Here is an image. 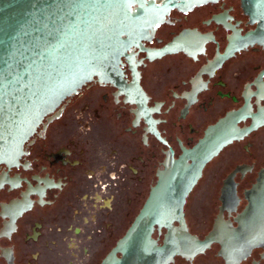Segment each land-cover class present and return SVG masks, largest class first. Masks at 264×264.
Instances as JSON below:
<instances>
[{
  "label": "flooded vegetation",
  "instance_id": "obj_1",
  "mask_svg": "<svg viewBox=\"0 0 264 264\" xmlns=\"http://www.w3.org/2000/svg\"><path fill=\"white\" fill-rule=\"evenodd\" d=\"M163 1L122 37L115 77L84 83L0 163V264H101L152 189L224 136L181 216L153 226L156 245L168 242L151 264H264V20L243 0ZM182 228L249 250L226 261L218 241H179Z\"/></svg>",
  "mask_w": 264,
  "mask_h": 264
},
{
  "label": "water",
  "instance_id": "obj_2",
  "mask_svg": "<svg viewBox=\"0 0 264 264\" xmlns=\"http://www.w3.org/2000/svg\"><path fill=\"white\" fill-rule=\"evenodd\" d=\"M210 1L215 0H164L163 8ZM151 3L0 0V163L14 161L41 119L84 83L94 76L115 77L125 50L122 37L137 27L141 12L154 8ZM243 4L250 16L264 20V0H243ZM229 140L224 136L211 144L204 142L192 152L190 165L179 162L167 179L152 189L131 228L101 264H151L163 254L168 241L158 247L150 236L153 226L169 224L173 212L181 216L184 198L201 168ZM181 230L179 241L191 242L199 251L218 241L219 256L226 261L236 262L249 250L248 246L237 249L226 243L229 234L215 231L198 241ZM177 231L169 227L167 240L171 242ZM259 236L263 239L264 233Z\"/></svg>",
  "mask_w": 264,
  "mask_h": 264
}]
</instances>
